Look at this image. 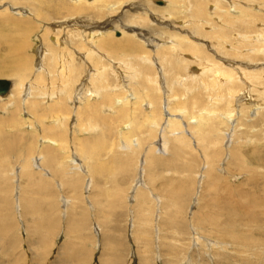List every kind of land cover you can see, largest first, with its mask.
Segmentation results:
<instances>
[{"label":"rangeland","instance_id":"374dc122","mask_svg":"<svg viewBox=\"0 0 264 264\" xmlns=\"http://www.w3.org/2000/svg\"><path fill=\"white\" fill-rule=\"evenodd\" d=\"M123 1L113 0L104 10L102 19L111 20L112 25L100 26L101 21L96 17L94 20L96 26L92 32H96L95 34L99 36L106 34L107 39L114 40L119 37V31H124L129 38L131 37L130 39L134 38L133 43L141 52H147L145 55L150 61L140 59L136 55L138 53L140 56V51L126 48L122 43H115L108 54L96 45L97 50L94 51L96 60L86 56L84 62L77 57H74L72 62L79 68L77 78H84L87 70L91 68H99L96 75L102 76L105 82L110 81L108 91L101 90L99 95L102 96L106 92L117 94L126 87L123 95L129 103H132L123 105L126 106L125 111L119 115L117 108L123 106L116 99L114 104L116 95H111V99H108V96L103 97L105 102L99 99L100 115H95L96 120L91 124L95 123L93 129L91 128L94 131L87 135L84 129L90 126L87 125L88 121L86 125H80L76 114L70 113L75 101L66 105L65 99L58 97L57 106L64 107L65 113L66 107H69L70 114L67 115L69 120L63 125L58 124L57 128H46L45 131L39 127L45 125L39 118L41 117L43 121L42 116L52 117L55 108L45 109V106L42 107L44 101L40 100L37 103V110L30 112L21 104L20 117L24 118L25 115L30 114L29 117H33V124L24 121L23 126L20 127L25 130L24 139L14 138V144L21 146L22 142L28 141L34 133L39 136L31 141L35 149L31 151L33 161H28L29 166L26 171H19L24 160L29 159V152H25L23 147L18 150L13 144L9 154L4 158L0 157V161L2 159L0 162V264H264V21L262 25L259 24V27H263L261 31L263 36L260 35L259 41L253 40L251 43L244 38L247 29L241 28L242 26L239 28L237 25L242 22L241 20H235V23L224 21L220 26V19L214 14L216 9L212 7L215 3L207 0L206 11L213 12L214 17L209 16L211 22L197 26L199 29L197 35H192L187 31L175 29L172 24L175 23L174 21L179 22L184 14L189 13L190 0H179L177 2L179 18L174 16L175 18L170 20L164 16V13L160 14L152 9L150 11L149 8L166 6L169 0ZM158 1L161 3L159 4ZM9 2L11 4L2 5L0 10L8 5L9 8L6 9L8 18H12L13 22L17 19L23 22V25L20 24L22 29L27 27L23 29L25 37L21 36V39L25 38L26 43L22 46V51L27 57L26 61L32 73L33 70L39 71L40 67L46 71L49 63H53L48 57L49 53L44 52L42 48L44 43L46 45L49 42L50 36L58 35V39H64L69 35L72 38L76 33L71 30L77 31L79 36L82 35V32L75 28L76 25L71 24L72 20H80L81 16L68 14L64 10V6L73 7L71 0H29L19 2L20 4L17 5L12 4L10 0ZM48 2L59 7L62 13L59 12L56 16L49 14L48 17V12L53 10L47 7ZM218 2L220 5L215 6L217 9H222L221 13L226 10L227 13L234 14L238 11V6L242 5L244 8L252 7V2L242 0ZM263 3L264 1L260 3L254 1L259 8L254 10L264 14ZM36 9H40V14ZM85 15L88 14L84 13L83 16ZM162 17L166 19L161 20ZM0 18L2 34L7 38L13 37V40L17 39L16 34L11 33L12 28L17 24L11 22V26L6 21L7 18L3 19L1 16ZM129 18H133L129 22L130 26H123ZM24 19L28 21H23ZM68 19H72L71 23ZM143 19H146L156 30H165L166 33L157 34L155 40L157 42H154L156 44L149 43L145 39L148 37L143 36L149 31L152 33V30L142 27ZM247 19L244 18L243 21ZM214 20L218 21L214 23ZM256 20L262 21L259 18ZM62 22H66L65 29L59 26ZM206 25L210 27L209 30ZM212 28L218 33L210 36ZM27 30L29 34L26 37ZM172 31L176 34H187L184 37L187 43L179 42L176 36L172 38L167 34ZM43 35L46 42H43ZM75 35L73 37H76ZM87 38L90 43L91 37ZM76 40L79 41V38ZM170 41L178 42L179 47L174 55L182 60L178 64L180 70L173 85L172 81L168 83L161 73L162 64L155 54L158 46L168 45ZM193 45L198 46L200 50L198 52L193 50L191 48ZM0 47L2 51H6L5 44H0ZM236 49L238 52L242 50L243 53L252 54L243 59L244 61H236L237 65H240L236 70L240 86H236V81H232L231 84L219 88L217 84L211 82L209 87L204 88L205 74L201 76V81L189 71L192 65L199 68L215 62L226 74L225 65L227 63L229 65L234 57L223 61L222 55H225L223 52ZM214 51H219V54L216 52L215 54ZM79 52L83 53V51ZM44 54L47 55L46 58ZM0 56L3 57L2 53ZM176 56H171L169 60ZM140 60L149 64L151 62L155 80L159 83L156 82L157 88L155 87L154 92H157L156 97L150 92L148 94L144 87L140 88L143 80L139 73H136L135 79L129 78L127 82L125 78H121L124 76L123 72L131 70L128 69L129 66L134 67L135 64L142 62ZM240 61L243 62L239 63ZM172 64L174 63L169 66ZM187 64L190 66L188 69L187 66L184 67L183 70L182 65ZM171 70L169 73L165 72V75L173 77L177 74L172 73L175 71L174 68ZM91 72L93 71H89V74ZM96 75L91 77L92 90L102 88L101 81L95 80ZM0 78L13 81L15 79L11 73L8 75L0 73ZM29 78L28 75L25 81ZM121 79H125L124 82ZM244 79L247 82H244ZM180 81L182 86L178 84ZM117 82L126 86L123 88ZM136 82L140 86L138 96L135 93ZM66 87L67 90L72 88V92L75 89V85L69 86L67 83ZM220 95L222 99H219ZM195 96L199 100L198 103H195ZM209 97L214 99L209 101ZM1 105L0 116L9 119L10 112H5ZM11 105L13 104H7L6 107L10 106L12 111L15 107ZM81 106H84L83 102ZM180 107L186 108L187 115L193 117L190 119L192 122L188 121ZM229 110H233L231 118L221 116V113ZM153 111L157 116L156 125L147 126L146 118L152 117ZM42 112L45 113L40 115ZM168 117L174 118L173 127L180 132L176 135L181 137L176 136L172 139V136L167 134L166 127L164 135L168 146L167 151H164L160 147L162 141L159 138L161 136L159 126L163 131L162 127L166 125ZM51 124L54 123H48L49 126ZM132 127L137 131L130 134L132 136L129 137L130 140L124 139L123 134L130 132ZM154 129L155 133L150 135ZM14 131L13 126H8L3 132L8 134ZM47 137L57 145L56 147L60 146L54 150L57 154L54 155L55 158H52L51 163L43 160L45 157L42 154L35 153L36 144L38 146ZM137 141L141 142V146ZM126 144H128L126 148H123ZM0 145V149L5 148V144ZM43 149L49 151L50 148L44 145ZM66 254H69V258L73 261L62 263L60 258Z\"/></svg>","mask_w":264,"mask_h":264},{"label":"bare ground","instance_id":"6f19581e","mask_svg":"<svg viewBox=\"0 0 264 264\" xmlns=\"http://www.w3.org/2000/svg\"><path fill=\"white\" fill-rule=\"evenodd\" d=\"M12 2V4H20L19 2H27L29 0H10ZM69 1V0H68ZM73 3H72V6L73 7H65L64 6V10L67 11L68 14H72V15H80L81 19L78 20H72V19H68L69 23H71V20H72V23L71 24H75V28L79 31V32H82L81 36H79V33L77 31H73L71 30L72 32H75L76 33V37H73L71 38V36L67 35V38H64V39H58L57 37H59L58 35H54V36H50V39L48 38L49 42L44 43L43 45V49H44V52H46L49 56V59L50 61H52L53 63H49V67L46 69V71L42 70V68L40 67L39 71L37 70H33L34 72L32 73V69L30 67V65L27 64V61H26V55L24 54V51H22V46L25 43V38L24 39H21V36L22 37H25L24 36V31L23 29L27 28V27H23L22 29V26H20V24H24L23 22H20L19 19H17V21L13 22L11 21V19L8 18V13L6 12V9L9 8V6L7 5L3 10H0V16L4 19V18H7L6 21L9 22V24L12 26V23L15 25L13 29V34H16V38L17 39H12L13 37L11 38H7L6 35H3L2 34V31L0 29V44H5L6 45V51H2L1 47H0V52L2 53L3 57L0 56V65L2 66V68H0V73L3 75L6 74L8 75V73H11L15 79L14 81L13 80H10L11 81V90L10 92L2 97L0 96V101H3L1 105V107L4 108V111L5 112H10V118L9 119H6V118H2L0 116V144H5V148H1L0 149V157L4 158L5 155L9 154V151H10V147L14 144V138H17V139H21L23 140L24 139V129L22 130L20 127L23 126L24 124V121H27L28 124H33V117H29L30 114L28 115H25L24 118H21L20 117V113H21V104L28 108V110L30 112L32 111H36L37 110V103L38 101L40 100H43L44 103L42 102L43 106H45V109H52L53 107L55 108V110L53 111L54 114H51L52 117L50 118H43V121H41V117L39 118L40 122H44L45 125H41L39 126L40 129L42 128V130L45 131L46 128H50V127H59V125H63L65 124V121L66 120H69V115L70 113H73V114H76V118L78 119V124L80 125H83L85 124L86 125V121H88L87 125L89 126L88 128H85L84 133H87L88 134H91V132H93L94 130H91V128L93 129V127L95 126V123L94 125H91L92 122H94V120H96V117L95 115H100V108H99V99H101L102 101L105 102V99H103V97H107L108 99H111L112 96L111 95H116L117 98H114V104L116 103V101H119L121 106L123 105H128V104H131L127 101V98L124 97V89L126 88L125 84L123 83H118V85H121L124 89L117 93V94H111V93H108L106 92L104 95H99L101 93V90H107L110 88L109 86V83L110 81H107L105 82L104 80H102V76H100L99 74L96 75V72L97 69L99 70V68H91L90 70H87V73L86 75H84V78H77V74L79 73V68H77L75 65H74V62H72V60L74 59V57H77L78 59H83L82 62H84L87 58H85L86 56L88 57H93L94 60H96V58L94 57V51L97 50L96 48V45L98 47H100L102 50L106 51L105 53H109L110 51H112V47L114 46L115 43H122L124 46H126V48H129V49H136L138 51L141 52V50L133 43V40L134 38L130 39L127 35L125 34L124 31H119L120 35L119 37H117V39H112V40H109L107 39V36L105 37L106 34L104 35H96L95 33L96 32H92L93 29H94V26H96V22H94L95 18H99L100 21H101V25H106V26H110L112 25L111 24V20H103L102 18H104V10L106 7H109V3L112 2L113 0H71ZM116 1H119V0H116ZM148 1V0H147ZM207 0H190V6H189V13L186 15L184 14L185 16L178 22V21H174L175 23H172L174 24V28L175 29H178L180 31H187L189 33H191L192 35L198 33V28L197 26L199 25H202V24H207V23H210L211 19L209 16H213V12H207L206 11V6H207V3H206ZM210 1V0H209ZM219 1V0H218ZM218 1H215V0H212L213 3H215V5H220V3ZM243 2H252L251 5L252 7L250 8H244L243 5L242 6H238V11L236 13L233 14V12H230L231 14L227 13L226 10L223 11V13H221L222 9L218 8L220 10L217 9V7L212 4V7L215 10L214 14L215 16H217L219 19H220V26L222 24V22L225 21V23L227 22H233L235 23L234 21L235 20H241L242 22H240V24H237L239 26V28H246L247 31H245V34H244V38L248 39L249 42L253 43V40H258L259 39V36L262 35L261 31H263V27H259L260 25L263 24V21H264V14H261L259 12H256V10H254L255 8H257V10L259 9L258 8V5L254 4V1H259L260 2H263L264 0H242ZM47 1H45L46 3ZM125 2V0L123 1ZM144 2V1H143ZM157 2V0L155 1ZM165 2V1H164ZM179 0H169V3L166 4V6H161V7H153V6H150V11L152 9V11L154 12H159L160 14H163L164 13V16L167 17L169 20L171 18H173L174 16H177L179 18V15H178V3ZM185 2V1H184ZM183 2V3H184ZM6 3L8 4H11L9 2V0H0V8L3 7L2 5H5ZM29 3V2H28ZM27 3V4H28ZM193 3V4H191ZM211 3V2H210ZM219 3V4H218ZM24 4V3H23ZM64 4V3H63ZM135 4V3H134ZM138 4V3H137ZM160 4V3H159ZM189 4V3H188ZM264 4V3H263ZM262 4V5H263ZM121 5V4H120ZM141 5V4H140ZM185 5V4H184ZM249 5V4H248ZM116 6V5H115ZM122 6V5H121ZM129 6V5H128ZM230 6V5H229ZM18 7V6H17ZM23 7V6H22ZM31 7V6H30ZM47 7L48 8H51L53 9L52 12H48V15H58L59 12H61V9L59 7H56L55 5H53L52 2H48L47 3ZM133 7H137V6H133ZM184 7V6H183ZM42 9V8H41ZM181 9V8H180ZM230 9V8H229ZM35 10V9H34ZM37 12L39 13L40 9H36ZM111 10V9H110ZM139 10V9H138ZM141 10V9H140ZM148 10V9H147ZM183 10V9H182ZM188 10V9H187ZM186 10V11H187ZM51 11V10H50ZM30 12V11H29ZM45 12V11H44ZM64 12V11H63ZM72 12V13H71ZM108 12V11H107ZM138 12V11H137ZM181 12V11H180ZM221 13L220 15H218V13ZM235 12V11H234ZM35 13V11H34ZM62 13V12H61ZM66 13V12H65ZM74 13V14H73ZM84 13L88 14V15H85V16H88V17H85L83 16ZM185 13V12H184ZM258 13V14H257ZM31 14V13H30ZM40 14V13H39ZM43 14V11L42 13ZM46 14V13H45ZM50 15L48 17H50ZM139 15V14H138ZM145 15V14H144ZM143 15V16H144ZM147 15V14H146ZM71 16V15H70ZM83 16V17H82ZM121 16V15H120ZM183 16V15H182ZM35 17V16H34ZM158 17H161L160 15H158ZM209 17V18H208ZM214 17V16H213ZM246 17H250L249 19H247ZM24 18V17H23ZM22 18V19H23ZM26 18V17H25ZM44 18V17H43ZM163 18V19H162ZM160 18L161 20H164L166 18L162 17ZM175 18V17H174ZM245 19H247L246 21H243ZM256 18L258 19H262V21L260 22H257ZM1 19V18H0ZM15 19V18H14ZM41 19V18H40ZM47 19V18H46ZM133 19V18H132ZM132 19H127L126 22H124L123 26H127L129 27L131 23H129ZM158 19V18H156ZM223 19V21H222ZM78 20V21H77ZM144 22L142 23L144 26L145 29H150L152 30V33L153 34H156V35H153L149 30V33H144V35H146L148 38H145L146 40H148L149 43H152V44H156L154 42H157L155 40H157V34H161V33H166L165 30L163 31L162 29H158L156 30L155 28H153L148 21H146V19H143ZM5 21V23H6ZM23 21H28L26 19H24ZM77 21V22H76ZM104 21V22H103ZM160 21V20H159ZM216 21L218 20H214V23H216ZM12 22V23H11ZM3 23V22H2ZM26 23V22H25ZM28 23V22H27ZM66 22H62L59 24V26H62L61 28L65 29L66 25H65ZM137 23V22H136ZM168 23V22H167ZM170 23V22H169ZM238 23V22H237ZM133 24V23H132ZM230 24V23H229ZM260 24V25H259ZM139 25V24H138ZM178 25V26H177ZM196 25V26H195ZM10 26V27H11ZM74 26V25H73ZM162 26V24H161ZM160 26V27H161ZM223 26V25H222ZM226 26V25H224ZM235 26V25H234ZM72 27V26H70ZM134 27V26H133ZM173 27V26H172ZM31 28V27H30ZM45 28V27H44ZM143 28V29H144ZM189 28V30H188ZM201 28V27H200ZM204 28H205V25H204ZM206 28L207 30H209V26L206 25ZM216 28V27H215ZM215 28H212V30L210 31V36L211 35H215L217 34L218 32H216V29ZM222 28V27H221ZM47 29V28H46ZM45 29V30H46ZM49 29V28H48ZM73 29V28H71ZM166 29V28H165ZM29 30V28H28ZM27 30V35L26 37L28 36L29 34V31ZM44 30V31H45ZM142 30V29H141ZM204 30V29H203ZM239 30V29H238ZM10 31H12L10 29ZM48 31V30H47ZM64 31V30H63ZM70 31V30H69ZM100 31V30H99ZM110 31V30H109ZM176 31V30H175ZM8 32V31H7ZM31 32V31H30ZM46 32V31H45ZM44 32V33H45ZM61 32V31H60ZM160 32V33H159ZM243 32V31H242ZM3 33H4V30H3ZM43 33V34H44ZM91 33H94V34H91ZM101 33V32H100ZM201 33V31H200ZM5 34V33H4ZM7 34V33H6ZM67 34L68 33V30H67ZM109 34V32H108ZM135 34V33H134ZM167 34H169L170 36H172V38L174 36L177 37V40L179 42H186L187 40L184 38L186 37L185 35L187 34H176L174 33L173 31L172 32H167ZM203 34V32H202ZM209 34V33H208ZM11 35V34H10ZM127 35V36H126ZM132 35V33H131ZM178 35V36H177ZM195 35V36H196ZM99 36V37H98ZM159 36V35H158ZM208 36V38L210 37ZM235 37L239 36V34L236 35H233ZM263 36V35H262ZM10 37V36H9ZM87 37H91L90 39H92V41L89 43V38ZM201 37V36H200ZM225 37V36H224ZM79 38V41H77L76 39ZM122 38L124 39L122 41ZM175 38V37H174ZM207 38V37H206ZM211 38V37H210ZM213 38V37H212ZM45 35H43V42H46L45 40ZM88 40V41H87ZM144 40V39H142ZM159 40V39H158ZM175 40V39H174ZM203 40V39H202ZM242 40V38H241ZM74 41V43H73ZM135 41V40H134ZM145 41V40H144ZM160 41V40H159ZM194 41V40H193ZM192 41V42H193ZM205 41V40H203ZM209 41V40H208ZM259 41V40H258ZM42 42V43H43ZM238 42V41H236ZM187 43V42H186ZM213 43V42H212ZM142 44V43H141ZM168 45L166 44H162L161 46H158V48L156 49L155 51V54H157V59L158 61H160V64L161 65V70L165 76V79L167 80V82H171L172 81V85L174 84V82H176V77L178 75V71L180 70V67H179V63L182 62V60L180 59H177V56L174 55L176 49L179 47V44L178 42L176 41H170L167 43ZM191 44V43H190ZM194 44V43H193ZM122 45V46H123ZM182 45V44H181ZM187 45V44H186ZM215 45V44H214ZM250 45V44H249ZM143 46H144V43H143ZM212 47V46H211ZM252 47V46H251ZM99 48V50H101ZM188 48V46L186 47ZM190 48V47H189ZM193 50L195 51H199L200 48L198 46H192L191 47ZM190 48V49H191ZM203 48V47H201ZM224 48V47H223ZM229 48V47H228ZM193 50H191L193 52ZM213 50V49H212ZM250 49H248L249 51ZM22 51V52H21ZM79 51H83V53L80 54ZM190 51V52H191ZM205 51V50H204ZM253 51V50H252ZM43 52V53H44ZM196 52V53H197ZM206 52V51H205ZM213 52V51H212ZM217 53L219 54V51H214V53ZM222 52V51H221ZM250 52V51H249ZM0 53V55H1ZM41 53V52H40ZM38 53V54H40ZM147 52L146 51H142L139 56V54L137 53L136 55L142 59V60H147V61H150L147 57H146V54ZM153 53V52H152ZM177 53V51H176ZM195 53V52H194ZM195 53V54H196ZM215 53V54H216ZM225 55H222V59L223 61L225 59H228V58H232L234 57V59L231 60L230 64L228 65H225L226 66V69H227V72L226 74L222 71V68L219 67V65H217L215 62L214 63H210L208 64L207 66L205 67H200L199 65V68L196 67V66H193L192 65V60H191V67L189 68V71L190 73H192V75L198 79L201 80V76L203 74H205V78H206V81H205V85H204V88H207L209 87L210 83L213 82L215 84H217V87H222V86H227V84H231L232 81H236V86H240L239 84V81H238V76H237V66L240 67V65H237V62L236 61H239V60H243L247 57H250L252 54H246L245 52L243 53L242 50H240V52L236 50L234 51H226V52H223ZM80 54V56H79ZM98 54V53H97ZM154 54V53H153ZM195 54H192V55H195ZM100 55V54H99ZM46 56L47 55H43ZM107 57L108 60L112 61L110 58H108L107 55H105ZM135 56V55H134ZM171 56H176L175 58L173 57L171 60H169V58ZM221 56V55H220ZM231 56V57H229ZM126 57V56H125ZM136 57V56H135ZM30 58V57H29ZM52 58V60H51ZM190 58V57H189ZM41 59V58H40ZM38 58V60H40ZM48 59V58H47ZM197 59V58H196ZM194 58V60H196ZM249 59V58H248ZM140 60V61H142ZM155 60V59H154ZM194 60H193V64H194ZM198 60V59H197ZM187 61V60H184V62ZM190 61V60H189ZM226 61V60H225ZM244 61V60H243ZM243 61H240L239 63L243 62ZM143 62V61H142ZM137 63L134 65V67H131L129 66L128 69H131V70H128L127 72H123L124 76H121V78H125L126 79V82L129 81V78H134L135 79V75L136 73H139L141 76H142V87H140L137 82V91L135 93H137V96L139 95V90L140 88L145 89V91L150 94L152 93V95H154V97H156V93L155 92V87H156V82L157 84L158 83V80L156 81L155 80V74L153 72V69H152V66L149 64V62H146V63ZM178 62V63H177ZM202 62V61H201ZM43 63V62H42ZM41 63V64H42ZM158 63V62H157ZM171 63H174L172 65L169 66V64ZM189 63V62H188ZM197 63V62H196ZM238 63V64H239ZM182 64H185V63H182ZM236 64V65H235ZM38 65V64H37ZM129 65V64H128ZM206 65V64H205ZM258 65V64H257ZM256 65V66H257ZM40 66V65H38ZM84 66V65H83ZM100 66V65H99ZM166 66V67H165ZM168 66H169V69H168ZM187 66V67H186ZM190 65L187 64L185 66L182 65V68L184 70V67H186L188 69ZM209 66V68H208ZM35 67V66H34ZM37 67V66H36ZM103 68V67H102ZM175 69V71H173L172 73H177L175 74L173 77H168L165 75V72L169 73V71H172L171 69ZM216 68H220L219 70H215ZM257 68V67H256ZM50 70V71H49ZM101 70V68H100ZM245 69H243L244 71ZM42 71V72H41ZM89 71H93L89 74ZM164 71V72H163ZM192 71H197L196 73L192 72ZM245 72V71H244ZM253 72V71H252ZM251 72V73H252ZM32 73V74H31ZM171 73V74H172ZM187 73V72H186ZM209 73V74H208ZM92 74V75H91ZM10 75V74H9ZM30 76L29 80L25 81L27 79V76ZM51 77H49V76ZM93 75H96L95 76V80H99L101 81V86L102 88H99L98 90H92L90 87V83L92 82L93 84V78H91ZM120 75H122L120 73ZM189 75V74H188ZM186 74V76H188ZM246 75V74H245ZM49 78H47V77ZM185 76V77H186ZM7 79V78H6ZM74 79V80H73ZM103 79H105L103 77ZM121 79V80H122ZM124 79V80H125ZM164 79V78H163ZM187 79V78H186ZM256 79V78H255ZM94 80V81H95ZM124 80H122L124 82ZM132 80V79H131ZM79 81V82H78ZM121 81V82H122ZM163 81V80H162ZM178 81H179V78H178ZM202 81V80H201ZM125 82V83H126ZM133 81H131L132 83ZM168 82V83H169ZM244 82H247L246 79H244ZM25 83V84H23ZM66 83L69 85V86H74L75 85V89L74 91L72 92L71 89L68 88L67 90V87H66ZM73 83V84H72ZM135 83V81H134ZM179 85L182 86L181 84V81L178 82ZM186 84V83H185ZM117 85V86H118ZM128 86V85H127ZM159 86V85H157ZM105 87V88H104ZM140 87V88H138ZM216 87V88H217ZM40 88V89H39ZM130 88L132 89L131 85H130ZM157 88V87H156ZM43 89V90H41ZM160 89V88H159ZM218 89V88H217ZM127 90V89H126ZM130 90V89H129ZM167 90V89H166ZM216 90V89H214ZM227 90V89H226ZM229 90H234L232 88H229ZM228 90V91H229ZM108 91V90H107ZM112 91V90H111ZM158 91H161V90H158ZM150 92V93H149ZM65 93H67L65 95ZM141 94V93H140ZM65 95V96H64ZM142 95V94H141ZM162 95V94H161ZM228 99H230V94L228 93L227 95ZM58 97H60L61 99H65L66 101V105L69 103L71 104L72 101H75L73 104H74V107H73V110L69 113L68 109L69 107H66L67 109V112L65 113V108L64 107H59L57 106V103L59 102L58 100ZM148 97V96H147ZM178 97L179 94H178ZM140 98V97H139ZM223 97L220 95L219 96V99H222ZM60 99V100H61ZM116 99V101H115ZM195 99V103H198L199 100L196 99V96L194 97ZM212 97H209V101H211ZM214 99V98H213ZM212 99V100H213ZM248 99V98H247ZM250 100V99H249ZM51 102H54L53 104H51ZM82 102L84 103V106H81ZM110 102V101H109ZM107 102V103H109ZM112 102V100H111ZM103 103V102H102ZM139 103V102H138ZM156 103L158 104V100L156 99ZM7 104H13L11 106L15 107L14 110H10V106L9 107H6ZM169 104V102H168ZM167 104V105H168ZM103 105V104H102ZM182 105V104H180ZM183 106V105H182ZM126 106H123L122 108H117L118 109V113L120 115V113H123L125 111V108ZM148 107V106H147ZM89 108V109H87ZM8 109V110H7ZM87 109V110H86ZM116 109V110H117ZM150 109V108H149ZM180 109L182 110V112L186 115V118L188 119L189 122H192L190 119H192L193 117L190 116V115H187V112L186 111V108H181ZM179 109V110H180ZM3 110V109H2ZM23 110V108H22ZM107 110V109H106ZM157 111V109H155ZM207 110V109H206ZM109 111V109H108ZM111 111V110H110ZM121 111V112H120ZM129 112V110H127ZM88 112V113H86ZM128 112H126L128 114ZM207 112V111H206ZM212 112V111H211ZM45 112H42L40 113V115H43ZM48 113V112H47ZM156 112L153 111V116L152 117H148L146 118V120L148 121L147 122V126L150 125L152 126L153 124L156 125ZM232 113H233V110H229L228 112H224V113H221V116L222 115H225L226 117L225 118H231L232 116ZM32 114V113H31ZM140 114V113H139ZM194 114V113H192ZM213 114V113H212ZM215 114V113H214ZM23 115V113H22ZM38 115V114H37ZM131 115H133L131 113ZM220 115V114H219ZM26 116H28L26 118ZM34 116V115H33ZM45 116V115H44ZM74 116V115H73ZM95 117L94 119L91 118V117ZM130 116V114H129ZM161 116V115H160ZM212 117V115H211ZM224 117V116H222ZM133 118V117H132ZM32 119V122L30 121ZM178 119V118H177ZM116 120V119H115ZM164 120V119H163ZM127 122L130 121V120H126ZM49 122H53L54 124H51L50 126L48 125ZM194 122V121H193ZM72 123V122H71ZM130 123V122H129ZM128 123V125H129ZM175 123V120L174 118L172 119L171 117L169 118L168 117V120L166 121V125H164V128L163 131L161 130L160 126H159V133L161 134V136L159 137L162 141V143L160 142V147L162 149H164V151H167V146H168V143H167V139H166V136L164 135V133L166 132V127L168 129L167 131V134H170L172 136V139H174V137L176 136H180V135H176V134H179L180 132L176 131V129L173 127L175 126L174 125ZM8 125L9 127L10 126H13V132L11 133H8L7 132H3L4 129L8 126H5ZM59 124V125H58ZM133 124V122H132ZM161 124V123H160ZM4 125V126H3ZM167 125H169L170 127H168ZM3 126V127H2ZM48 126V127H47ZM142 126V125H141ZM143 126H145V123H143ZM153 127V126H152ZM185 127V126H184ZM187 127V126H186ZM26 128V127H25ZM198 127H196L195 129L197 130ZM55 129V128H54ZM144 129V127H143ZM149 131H151V128H149ZM76 130V129H75ZM133 131H137L135 130L133 127L130 129V132L126 133V134H123L124 135V139H129V137H132L130 136V134L134 133ZM157 131V130H156ZM120 133V132H119ZM153 133H155V129L152 131V133H150V135H153ZM36 133L32 134V137L29 138L28 141L26 142H22L21 146H16L15 144V147L19 150V148L23 147L24 148V151L25 152H29V159L27 161L24 160L23 162V165L20 166L21 170H19L20 172L22 170H27V167L29 166V160L33 161V154L31 153V151L33 150V144L31 143L32 140L36 139L39 135L36 134ZM71 134V133H70ZM181 137V136H180ZM43 139V138H42ZM45 139V138H44ZM78 140V139H77ZM130 140V139H129ZM16 141V140H15ZM17 142V141H16ZM28 142V143H27ZM36 142V141H35ZM55 142V141H54ZM81 142V141H80ZM83 142V140H82ZM85 142V141H84ZM132 142V141H131ZM140 141H137V144L141 146V142L139 144ZM86 143V142H85ZM135 143V142H134ZM133 143V144H134ZM45 145V147H48L50 148L49 151H47L46 149H43V146ZM128 144L124 145L123 148H126ZM1 146V145H0ZM57 145L55 143H53V141H50L49 137H47L45 139V141H42V143H39V145L37 146L36 144V150H35V153L38 152L39 154H42L47 163H51V160H53L52 158L54 157L55 158V154H57V151H54L55 149L59 148L60 146L58 145V147H56ZM61 146H62V143H61ZM64 146V145H63ZM62 146V147H63ZM112 147V146H111ZM128 148V147H127ZM35 149V148H34ZM67 149V147L65 148ZM71 150V149H70ZM129 150V149H128ZM156 150V148L154 149V151ZM63 151H64V148H63ZM66 151V150H65ZM131 151V150H130ZM134 151V150H132ZM131 151V152H132ZM71 153V152H70ZM155 153V152H154ZM32 154V155H31ZM73 154V153H72ZM77 156V155H76ZM37 157V156H36ZM38 157H41V156H38ZM69 157V156H68ZM72 157V156H71ZM61 158V156L59 158H57L58 160ZM144 158V157H143ZM38 159V158H37ZM23 160V159H22ZM39 160V159H38ZM72 160V159H71ZM141 160V159H140ZM143 160V159H142ZM2 161V159H1ZM0 161V162H1ZM37 161V160H36ZM73 161V160H72ZM71 161V163H72ZM75 163V162H74ZM37 165V163H36ZM78 165V164H77ZM84 166V165H82ZM14 168V167H13ZM140 168V167H139ZM138 169V167H137ZM13 170V169H12ZM17 170V169H16ZM15 171V170H13ZM28 174L30 175V173L28 172ZM63 183V182H62ZM64 201V199H63ZM67 202V201H66ZM208 245V244H207ZM69 255V254H68ZM66 254V256H62L61 259V262L64 263V262H70V261H73L72 259L69 258ZM59 259V260H60ZM68 259V260H67Z\"/></svg>","mask_w":264,"mask_h":264},{"label":"water","instance_id":"95a60500","mask_svg":"<svg viewBox=\"0 0 264 264\" xmlns=\"http://www.w3.org/2000/svg\"><path fill=\"white\" fill-rule=\"evenodd\" d=\"M158 3H161V1H158ZM116 34H118V32H116ZM10 88L11 81L6 78H0V96H6L9 93Z\"/></svg>","mask_w":264,"mask_h":264}]
</instances>
